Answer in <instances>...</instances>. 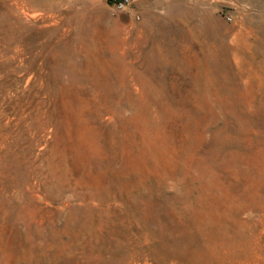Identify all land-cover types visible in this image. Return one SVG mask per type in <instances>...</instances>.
<instances>
[{
  "label": "rangeland",
  "instance_id": "rangeland-1",
  "mask_svg": "<svg viewBox=\"0 0 264 264\" xmlns=\"http://www.w3.org/2000/svg\"><path fill=\"white\" fill-rule=\"evenodd\" d=\"M0 264H264V0H0Z\"/></svg>",
  "mask_w": 264,
  "mask_h": 264
},
{
  "label": "built area",
  "instance_id": "built-area-1",
  "mask_svg": "<svg viewBox=\"0 0 264 264\" xmlns=\"http://www.w3.org/2000/svg\"><path fill=\"white\" fill-rule=\"evenodd\" d=\"M115 13H125L132 8L134 0H109Z\"/></svg>",
  "mask_w": 264,
  "mask_h": 264
},
{
  "label": "crops",
  "instance_id": "crops-1",
  "mask_svg": "<svg viewBox=\"0 0 264 264\" xmlns=\"http://www.w3.org/2000/svg\"><path fill=\"white\" fill-rule=\"evenodd\" d=\"M131 12H132V13H134V12H135V10H132Z\"/></svg>",
  "mask_w": 264,
  "mask_h": 264
}]
</instances>
